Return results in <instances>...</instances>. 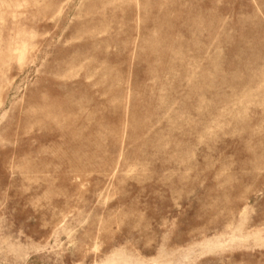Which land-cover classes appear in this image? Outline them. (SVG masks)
<instances>
[{
	"label": "rangeland",
	"instance_id": "rangeland-1",
	"mask_svg": "<svg viewBox=\"0 0 264 264\" xmlns=\"http://www.w3.org/2000/svg\"><path fill=\"white\" fill-rule=\"evenodd\" d=\"M0 264H264V0H0Z\"/></svg>",
	"mask_w": 264,
	"mask_h": 264
}]
</instances>
